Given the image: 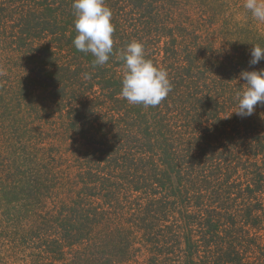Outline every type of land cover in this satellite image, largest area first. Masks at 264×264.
<instances>
[{
	"label": "trees",
	"instance_id": "obj_1",
	"mask_svg": "<svg viewBox=\"0 0 264 264\" xmlns=\"http://www.w3.org/2000/svg\"><path fill=\"white\" fill-rule=\"evenodd\" d=\"M72 3L0 0V264H264V105L235 114L264 21L244 0H105L93 67ZM132 41L168 73L155 107L120 95Z\"/></svg>",
	"mask_w": 264,
	"mask_h": 264
},
{
	"label": "clouds",
	"instance_id": "obj_2",
	"mask_svg": "<svg viewBox=\"0 0 264 264\" xmlns=\"http://www.w3.org/2000/svg\"><path fill=\"white\" fill-rule=\"evenodd\" d=\"M75 10L74 28L77 32L73 40L76 50L91 53L94 56L93 67L105 65L113 53L112 11L105 0H73ZM244 7L258 21H264V0H244ZM250 65L264 60V47L253 46ZM120 58L126 69L120 95L131 104L145 107L159 105L171 91L168 73L158 68L150 59H146L144 45L132 41L123 49ZM85 79H90L88 73ZM240 79L246 81V87L236 95L240 117L251 116L255 107L264 105V69L241 71Z\"/></svg>",
	"mask_w": 264,
	"mask_h": 264
}]
</instances>
